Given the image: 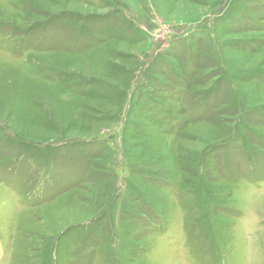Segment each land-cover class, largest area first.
<instances>
[{"label":"rangeland","instance_id":"374dc122","mask_svg":"<svg viewBox=\"0 0 264 264\" xmlns=\"http://www.w3.org/2000/svg\"><path fill=\"white\" fill-rule=\"evenodd\" d=\"M0 264H264V0H0Z\"/></svg>","mask_w":264,"mask_h":264}]
</instances>
